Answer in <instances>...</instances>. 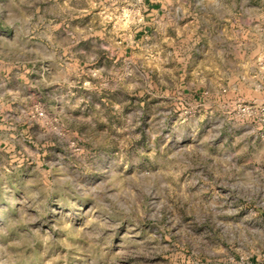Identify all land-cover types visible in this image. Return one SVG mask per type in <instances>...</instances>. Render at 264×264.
<instances>
[{"label": "rangeland", "instance_id": "374dc122", "mask_svg": "<svg viewBox=\"0 0 264 264\" xmlns=\"http://www.w3.org/2000/svg\"><path fill=\"white\" fill-rule=\"evenodd\" d=\"M177 4L193 27L135 43L138 0H0L2 66L38 82L0 112V264H264L239 113L264 105V0Z\"/></svg>", "mask_w": 264, "mask_h": 264}, {"label": "crops", "instance_id": "0c3cea01", "mask_svg": "<svg viewBox=\"0 0 264 264\" xmlns=\"http://www.w3.org/2000/svg\"><path fill=\"white\" fill-rule=\"evenodd\" d=\"M177 2H180V0H143L141 9L144 15L140 23L141 27L135 35V43L143 41L150 33L167 32V28H173V25L177 26L179 30L182 27H193L195 23L192 20L183 24V21H186L185 13L187 9L184 5L177 4ZM13 56H16L15 53L8 52L5 54L4 50L1 51L0 49V112L2 113L6 112L11 106H14V109H16L14 114L23 108H27V97L30 95L27 93V84L38 83L35 77L30 75L27 78V75L23 74L17 68H4V66L11 65L10 61ZM216 68L215 63H211L208 66L211 72L215 71ZM52 82L55 84L52 86L53 90L57 91L60 80H58V77H55V80ZM39 84L44 91L43 93L47 95V98L45 97L44 100L45 104L48 102V96H51L48 93L49 81L45 74L40 75ZM51 98L55 99V103L58 105L57 94H54ZM18 119L14 122L18 123L19 126L21 118Z\"/></svg>", "mask_w": 264, "mask_h": 264}, {"label": "built area", "instance_id": "2783aa9c", "mask_svg": "<svg viewBox=\"0 0 264 264\" xmlns=\"http://www.w3.org/2000/svg\"><path fill=\"white\" fill-rule=\"evenodd\" d=\"M138 3L140 5L138 13L141 15L142 14L141 6L143 4V0H138ZM141 21H142V16L140 17V22ZM239 113L243 117L256 119L262 126H264V105L258 108L251 106V105L249 106L243 105V106H240Z\"/></svg>", "mask_w": 264, "mask_h": 264}]
</instances>
